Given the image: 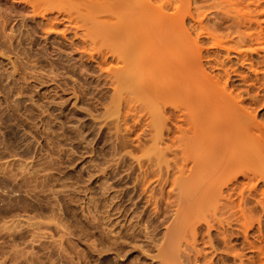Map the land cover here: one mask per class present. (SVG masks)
I'll list each match as a JSON object with an SVG mask.
<instances>
[{
	"label": "rangeland",
	"instance_id": "rangeland-1",
	"mask_svg": "<svg viewBox=\"0 0 264 264\" xmlns=\"http://www.w3.org/2000/svg\"><path fill=\"white\" fill-rule=\"evenodd\" d=\"M240 1L245 10L264 9V0L256 10V0ZM87 2L0 0V264H165L175 245L187 251L178 218L185 203L176 184L181 160L176 170L172 166L178 132L165 118L171 132L165 130L162 144L151 139L156 103L141 86L137 93L155 66L115 59L112 47L125 45L104 42L110 29L94 20L96 12V18L89 15L94 8ZM92 24H101L96 29L104 34L92 35ZM133 69L139 71L131 75ZM120 86L127 90L119 93ZM258 111L263 120L264 104ZM253 198L246 204L250 211ZM258 203L250 219H261L264 237V204ZM201 225L197 248L214 264H237L224 253L217 231ZM256 228L250 235L257 236ZM239 237L231 243L247 259L253 253ZM180 251L182 264H193V255L186 259Z\"/></svg>",
	"mask_w": 264,
	"mask_h": 264
},
{
	"label": "bare ground",
	"instance_id": "bare-ground-1",
	"mask_svg": "<svg viewBox=\"0 0 264 264\" xmlns=\"http://www.w3.org/2000/svg\"><path fill=\"white\" fill-rule=\"evenodd\" d=\"M196 1L92 0V4L89 0L94 8H91L94 13L89 15L96 18L97 14L98 17L94 20L100 19V23L107 24L106 27L110 29H105L108 32H104L107 36H102L107 38L103 39L104 42L111 40L125 45L123 50L117 47L120 48L118 51L116 46L113 48L109 44L108 48L112 47V53L114 49L117 50L114 52L117 56L115 59L124 63L135 62L138 66L151 62L155 66L154 74L147 77L143 86V82L140 83L138 88L141 86L142 90L139 88L137 93L144 90L148 93V98L152 97L156 103L152 109L155 110L151 112L154 117H151L150 123L155 132L151 139L154 137L156 142H160L164 140L162 134L165 130L171 132L172 128L166 127V119L171 121L174 128L172 130L178 132L177 140L173 142L176 144H172L174 148L170 146L173 148L170 149L175 170L181 160L179 170H176L179 172L178 177L175 173V183L179 184L180 192L183 191L182 199L185 203L182 202L184 204L179 207L180 210L178 208L181 212L178 218L180 215L179 220L182 219L184 223L181 225L180 222V227H184L185 234L190 239L186 237L185 245L180 243L182 241L177 242L185 246L183 249H187L186 259L191 260L189 254H192L193 264H214L213 258H207L201 248H197V226L200 229L202 224L207 233L217 231L224 253L230 252L237 259V264H264V237L260 231L262 223H258L261 219L258 217V222H254L256 218L250 219V214L253 216L254 213L253 206L258 202L264 204V119H258V110L264 104V9L255 11V8L261 7L259 0L255 1V12L252 9L245 10L246 5L242 6L245 4L242 0V5L239 0H205L212 8L205 6L204 1L202 6L208 7L209 11V8L216 9V12L213 10L215 13L211 12L215 21L210 25L207 9L196 4ZM200 1L198 2L201 3ZM222 23L228 25L220 31L219 28L222 27L219 25ZM94 25L93 30H90L92 35L104 28L97 24L102 26L99 31ZM134 49L140 52L135 58L132 56L136 54ZM143 65L147 67L146 64ZM135 70L139 71L133 69L131 75ZM121 76L119 79L123 82L121 78L124 76ZM129 76L127 75V79L131 81ZM140 78L141 75L137 79ZM125 82L128 81L124 80ZM120 87L122 90H117V93L127 90ZM164 106L169 108H166L170 114L167 117H164L167 111H164ZM151 113L148 114L152 116ZM256 193H260V198ZM253 195L258 199L255 198L256 204L251 206V212L246 204L248 207L251 205L250 200H247L253 198ZM210 211L212 212L209 213ZM175 217L176 222L179 221L177 214ZM254 225L255 228L260 227L256 228L259 232L255 237L250 235ZM230 228L235 232H229ZM232 235L235 238L240 236V245L253 253L251 257L246 259L245 254L235 251V243H231ZM207 241L205 243L208 247L211 241L208 244ZM175 247L173 250L169 249L170 252L168 250L165 264H182L178 257L181 246L179 245V250ZM185 251H182L183 256L186 255Z\"/></svg>",
	"mask_w": 264,
	"mask_h": 264
}]
</instances>
